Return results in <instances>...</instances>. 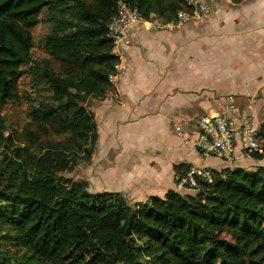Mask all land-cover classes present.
I'll use <instances>...</instances> for the list:
<instances>
[{"label": "trees", "instance_id": "trees-1", "mask_svg": "<svg viewBox=\"0 0 264 264\" xmlns=\"http://www.w3.org/2000/svg\"><path fill=\"white\" fill-rule=\"evenodd\" d=\"M126 1L165 22L186 7V0ZM117 10L118 0H0V107L19 95L28 73L40 96L31 97L29 115L42 134L59 137L0 165V264H264V165L212 169L213 182L197 177L194 194L170 190L135 205L63 174L90 160L98 140L92 98L110 91L117 72L108 29ZM42 12L60 73L32 62ZM11 142L0 123V147ZM190 166L174 167L181 176Z\"/></svg>", "mask_w": 264, "mask_h": 264}, {"label": "crops", "instance_id": "crops-1", "mask_svg": "<svg viewBox=\"0 0 264 264\" xmlns=\"http://www.w3.org/2000/svg\"><path fill=\"white\" fill-rule=\"evenodd\" d=\"M118 72L103 98H92L98 140L90 160L72 171L91 193L119 191L132 205L180 187L175 165L221 170L264 165L237 150L233 163L203 155L194 121L219 113L233 97L264 135V0H216L206 16L164 29L135 22L131 44L121 47ZM180 124L179 132L175 125Z\"/></svg>", "mask_w": 264, "mask_h": 264}, {"label": "built area", "instance_id": "built-area-1", "mask_svg": "<svg viewBox=\"0 0 264 264\" xmlns=\"http://www.w3.org/2000/svg\"><path fill=\"white\" fill-rule=\"evenodd\" d=\"M185 5V8L178 11L175 20L165 22L159 16L145 18L128 1L118 0L117 13L108 22L109 35L113 41L112 52L119 57L121 47L131 44L133 23H148L154 29L182 25L209 14L216 7V0H186ZM116 67L118 72L119 63ZM115 74L110 76L111 81ZM191 120L194 121L196 130L193 142L203 155L216 156L233 163L238 148L249 154L264 152L263 137L253 123L250 105L239 106L231 96L222 103L221 112L204 113ZM175 127L179 132L182 131L180 124H176ZM197 177L210 183L214 180L211 168L192 165L184 175L178 177V184L180 187L197 189L199 185Z\"/></svg>", "mask_w": 264, "mask_h": 264}, {"label": "rangeland", "instance_id": "rangeland-1", "mask_svg": "<svg viewBox=\"0 0 264 264\" xmlns=\"http://www.w3.org/2000/svg\"><path fill=\"white\" fill-rule=\"evenodd\" d=\"M39 20L40 21L32 27V62L38 61L49 64L56 73H60L63 71L60 62L50 54L45 46V35L50 29V22L47 20L46 13H40ZM29 66L30 65H26L24 69ZM18 88L19 95L0 107V123L3 128V134L4 136L11 135L12 137L11 143L0 147L1 166L6 165L11 160H18L17 156L23 153L24 147H31L33 150L38 151L41 149V144L43 146V144L50 142L51 139H59V137H56L53 133L42 134L38 124L34 122L29 115L31 103H37V101L31 99V97L38 98L40 96H36L34 92H32L31 79L28 73L21 77ZM29 131L38 132L40 134V142L34 141ZM73 170L64 171L63 174L69 176L72 174ZM2 233L3 232H0V234Z\"/></svg>", "mask_w": 264, "mask_h": 264}]
</instances>
